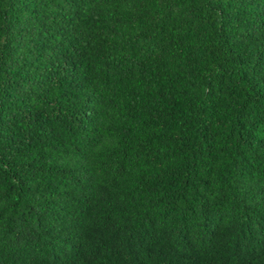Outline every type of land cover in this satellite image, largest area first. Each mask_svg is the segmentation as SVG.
Returning <instances> with one entry per match:
<instances>
[{"label": "trees", "instance_id": "trees-1", "mask_svg": "<svg viewBox=\"0 0 264 264\" xmlns=\"http://www.w3.org/2000/svg\"><path fill=\"white\" fill-rule=\"evenodd\" d=\"M0 264H264V0H0Z\"/></svg>", "mask_w": 264, "mask_h": 264}]
</instances>
